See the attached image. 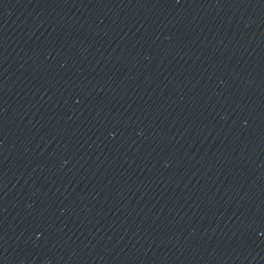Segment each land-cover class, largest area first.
I'll use <instances>...</instances> for the list:
<instances>
[{
  "label": "water",
  "instance_id": "obj_1",
  "mask_svg": "<svg viewBox=\"0 0 264 264\" xmlns=\"http://www.w3.org/2000/svg\"><path fill=\"white\" fill-rule=\"evenodd\" d=\"M0 41L136 264H264V0H0Z\"/></svg>",
  "mask_w": 264,
  "mask_h": 264
}]
</instances>
